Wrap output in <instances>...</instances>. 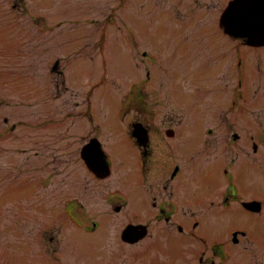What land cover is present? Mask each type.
<instances>
[{"label": "flooded vegetation", "instance_id": "flooded-vegetation-1", "mask_svg": "<svg viewBox=\"0 0 264 264\" xmlns=\"http://www.w3.org/2000/svg\"><path fill=\"white\" fill-rule=\"evenodd\" d=\"M172 1L170 6L166 0L172 34L164 76L173 96L171 107L162 115L142 114L141 89L130 102L140 114L131 123L164 121L168 127L144 124L137 132L140 139L132 128L126 129L138 146L141 177L111 178L116 170L107 151L103 156L111 168L108 176L97 177L87 167L93 187L88 179L79 185L84 195L95 198L96 206L90 209L82 195L64 199V218L55 220L61 222L56 233L46 226L40 229L42 239L54 248L53 259L41 264H264L261 258H244L250 252L264 253V127L237 128L227 117L233 113V119L254 122L256 110L254 116L264 121V42L250 44L248 37L226 32L222 23L227 8L237 4L249 14H228L230 22L254 16V23L264 24V0ZM186 7L188 16L179 9ZM169 10L175 16H169ZM192 53L205 59L197 80L191 77L189 60H181ZM188 84L195 88L186 91ZM214 89L221 91L222 100L203 97ZM207 119L211 124H203ZM93 137L105 150L100 137L89 140ZM219 139L226 145L218 146ZM108 141L116 143L115 138ZM91 161L98 168V161ZM236 215L242 227L231 224ZM108 219L114 225H106ZM67 221L73 222L69 230ZM231 242L240 246L243 257L224 250Z\"/></svg>", "mask_w": 264, "mask_h": 264}, {"label": "rangeland", "instance_id": "rangeland-1", "mask_svg": "<svg viewBox=\"0 0 264 264\" xmlns=\"http://www.w3.org/2000/svg\"><path fill=\"white\" fill-rule=\"evenodd\" d=\"M167 5L166 0H0V264L50 262L54 248L40 229L56 233L61 222L55 220L64 218L68 196L82 195L95 208V198L84 195L79 185L88 179L93 187L80 155L91 136L103 141L116 170L111 178L141 177L138 146L126 131L140 117L130 102L141 89L142 114L162 115L171 107L173 96L164 81L172 34ZM188 6L195 7L190 1ZM186 8L179 9L188 16ZM175 54L178 73L181 52ZM181 60H189L191 77L197 80L205 59L192 53ZM186 86V91L195 88ZM219 92L203 97L222 100ZM255 112L254 122L233 119V113L227 117L237 128H263ZM144 124L168 127L164 121ZM112 138L116 143L108 141ZM217 145L226 144L219 139ZM230 222L242 227L238 215ZM106 225L114 223L108 219ZM224 250L244 256L233 242ZM250 254L244 258L264 261V253Z\"/></svg>", "mask_w": 264, "mask_h": 264}, {"label": "water", "instance_id": "water-1", "mask_svg": "<svg viewBox=\"0 0 264 264\" xmlns=\"http://www.w3.org/2000/svg\"><path fill=\"white\" fill-rule=\"evenodd\" d=\"M237 12L244 13L242 15V18H246L247 16L245 15L249 14L248 10L239 8L237 4L229 6L222 19L223 23L225 24L226 31L232 34L239 35V36L248 37V42L250 44L263 43L264 42V24L254 23V20H253L254 16H252L251 20L243 19V20H238V23L230 22L228 19V14H235ZM258 18H260V16H258ZM133 125L135 127L133 134L138 139H140V135L137 134V132H142L145 128L143 127L141 123H135ZM82 157L85 159L88 166L92 170L97 172L99 175L105 176L109 174V166L107 162L103 161L101 155L98 152L97 147L94 144V141H91L89 144L84 146L82 150ZM91 159L98 161V168L93 166Z\"/></svg>", "mask_w": 264, "mask_h": 264}, {"label": "trees", "instance_id": "trees-1", "mask_svg": "<svg viewBox=\"0 0 264 264\" xmlns=\"http://www.w3.org/2000/svg\"><path fill=\"white\" fill-rule=\"evenodd\" d=\"M102 43H103V42H102V41H100V43H99V44H100V45H102Z\"/></svg>", "mask_w": 264, "mask_h": 264}]
</instances>
